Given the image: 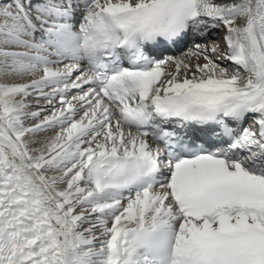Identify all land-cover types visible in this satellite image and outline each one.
<instances>
[{
    "label": "snow or ice",
    "instance_id": "1",
    "mask_svg": "<svg viewBox=\"0 0 264 264\" xmlns=\"http://www.w3.org/2000/svg\"><path fill=\"white\" fill-rule=\"evenodd\" d=\"M0 264H264V0H0Z\"/></svg>",
    "mask_w": 264,
    "mask_h": 264
}]
</instances>
